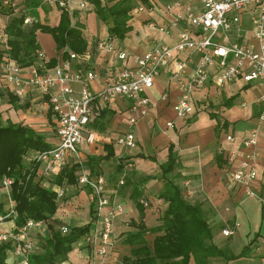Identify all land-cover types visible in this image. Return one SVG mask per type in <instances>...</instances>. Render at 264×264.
I'll list each match as a JSON object with an SVG mask.
<instances>
[{"label":"crops","instance_id":"crops-1","mask_svg":"<svg viewBox=\"0 0 264 264\" xmlns=\"http://www.w3.org/2000/svg\"><path fill=\"white\" fill-rule=\"evenodd\" d=\"M2 1L4 11L0 10V55H4L6 48L5 28L8 22L15 15L26 11V0ZM80 1L89 2L90 7L80 8L78 4ZM175 1L149 0L148 6L139 2L133 9L129 22L132 30L124 40L115 39L117 45L125 51L139 55L150 50L155 39L161 35L151 30L148 23L151 21L158 24L164 23L170 17L166 5ZM183 1L201 5L200 0ZM141 5L146 6L147 9L139 12L138 7ZM9 7L12 12H8ZM41 7L49 13V22L56 25L60 16L59 5H51L46 0H42ZM70 9L71 20L74 24L81 25L88 43L87 51L91 52L89 67L98 75L92 81L91 88L99 90L103 87L105 78L115 73L122 64L111 54L99 51L96 47L99 39L109 36L108 30L112 22L102 21L90 0H70ZM92 11L105 29L106 35L103 38H88L85 33L87 14ZM27 20L32 21L33 18L29 17ZM244 20L251 30L248 17H244ZM48 35L53 40V52L45 43V36ZM37 39L39 48L46 52L49 59L54 57L58 59L60 53H57V45L51 34L38 32ZM164 40L170 44L174 43L176 31L170 36H164ZM2 58L0 56V115L3 123L6 125L12 122L29 126L44 136H49L51 140L47 141L50 143H57L55 114L52 113L51 121L48 119V111L51 110L49 102L38 90L29 91L24 98H19L4 78ZM196 62L197 57L189 65L190 72L194 69ZM172 69L173 65L164 68L156 77L154 86L144 91V95L150 99L153 106H149L148 114L134 125L130 123L133 104L130 99L118 96L110 102L97 101L98 110L88 127L95 133L96 141L93 144L84 145L80 151L84 167L92 177L105 175L109 180L106 193L117 194L118 200L126 205L125 213L116 220L117 235L134 229L130 226L131 223L139 221L141 216L149 227L158 226L160 223L155 218H158L165 209V201L160 198V195L169 186V181H172L180 188L188 202L201 207L203 216L212 228L214 242L230 257L238 256L231 260L212 258L210 264H264V119L262 118L264 81L245 83L242 80H235L218 87L212 73L206 88L196 90L192 95L195 112L191 116L181 118L177 116L173 108L180 97V90L178 85L170 80ZM164 94H167L166 99H162ZM38 105L47 123L46 127L40 129L35 127V123L41 118L40 113L36 112L39 111ZM170 122L174 123L172 127L168 125ZM255 129H259L258 174L251 184L256 196H249L244 185L234 181L233 173L249 152L243 144V139ZM129 131L135 134L137 145L131 150H126L120 145L117 146L115 140ZM228 135H231L233 139L229 140ZM109 152L113 155L106 157ZM92 156L105 157L93 171L86 165ZM171 158L175 159V164L169 172H166L165 167ZM72 163L74 162H70ZM121 163L124 166L129 164L130 167L128 166L125 184L117 186V180L123 171L119 168ZM60 171L46 183L47 186L56 189L60 187L65 189L64 200L62 199L59 203L56 217L63 222L62 218L70 217L73 212L74 215L71 218L75 219L74 226H84L85 219L89 216L88 220L92 222L93 228L94 219L90 214L94 198L92 189L79 183L56 185L53 180ZM66 198L67 202L64 203ZM6 199L0 186V203H5L0 214L8 209ZM142 200L147 201L148 206H145ZM138 202L144 206L143 211L137 205ZM69 203H75L78 208ZM79 207H83L87 212L84 214L85 217L83 216V223L77 222L80 218ZM236 223H239L237 228H235ZM227 228H235V233L232 236H225L223 230ZM0 230L17 232L15 221L6 219L0 223ZM33 232L32 236L35 238V230ZM80 242L84 243V240ZM82 243H78L79 249H73L69 253L66 260L69 264L87 263L88 251ZM248 245L249 252L239 257ZM36 249L37 243L33 252ZM130 252L131 246L122 244L121 238H118L113 252L116 254L114 258L116 260L111 263L123 264L124 256L129 255ZM10 255L15 257L16 262L9 258V264H22L13 250Z\"/></svg>","mask_w":264,"mask_h":264},{"label":"built area","instance_id":"built-area-1","mask_svg":"<svg viewBox=\"0 0 264 264\" xmlns=\"http://www.w3.org/2000/svg\"><path fill=\"white\" fill-rule=\"evenodd\" d=\"M46 2L59 5L71 13L70 0ZM200 3L197 6L176 0L166 5L170 17L162 24L153 21L148 23V27L161 36L142 55L123 50L114 38L99 39L97 49L111 54L122 63L115 73L105 78L103 87L99 90L91 88L92 81L98 75L89 67L90 51L79 55L69 50L67 58L62 51L54 67L49 66L50 59L40 48L35 51L34 62L29 67H21L11 57H7L2 63L4 78L19 98H24L29 91L38 90L49 102L56 116L57 143L52 148L36 151L29 156L30 162L38 165L37 173L42 183L46 185L58 171L70 162H76L79 164L78 183L89 186L94 193V226L83 238L88 251L86 264H108L110 253L118 243L116 220L126 211V205L118 200L117 194L106 193L108 178L105 175L90 176L80 156L84 145L96 141L95 133L88 127L98 110L97 101L110 102L118 96L130 99L133 102L130 123L134 125L148 114L149 106L152 105L144 91L152 88L156 77L170 65H173L170 80L180 90V97L173 108L181 118L195 112L192 95L196 90L206 88L212 73L218 87L235 80L245 83L264 81V0H200ZM78 4L82 9L90 7L87 1H80ZM146 9L144 5L138 7L139 12ZM246 16L251 30L245 23ZM174 31L175 42L167 43L164 36H170ZM195 57L197 62L190 72L189 65ZM166 98L167 94H164L162 99ZM262 118L264 119V113ZM173 124L168 123L171 127ZM258 135L259 129H255L243 139L249 152L233 173L234 181L244 185L249 196H256L251 184L258 174ZM227 138L233 139L231 135ZM115 143L126 150L137 145L132 131L117 137ZM128 166L130 167L129 164L123 166L117 186L125 184ZM11 184L12 181L7 176L1 181V188L8 200L9 214H0V223L15 214L10 195ZM64 196L65 189L57 188L58 200L61 201ZM141 202L148 206L147 201ZM238 226L239 223H236L235 228ZM235 228L224 229L223 234L232 236ZM34 230L36 237L49 236L45 220H29L17 232L0 230V244L13 241L14 254L21 259L22 264H30L29 257L37 242V238L32 236ZM60 230L64 234L70 231L67 225H62ZM60 264L69 263L64 261Z\"/></svg>","mask_w":264,"mask_h":264},{"label":"trees","instance_id":"trees-1","mask_svg":"<svg viewBox=\"0 0 264 264\" xmlns=\"http://www.w3.org/2000/svg\"><path fill=\"white\" fill-rule=\"evenodd\" d=\"M95 11L104 22H112L109 26V36L124 40L132 30L129 24L133 9L139 2L148 6L149 0H90ZM42 0H26L25 12L10 19L5 34L6 48L2 62L11 57L21 67H29L34 62L35 51L40 47L37 33H49L53 36L57 53L67 58L68 52L73 51L83 55L87 51L88 43L84 37L81 25L74 24L68 11L60 8L59 21L52 25L48 12L41 7ZM3 1L0 0V10H3ZM8 12H12L9 7ZM32 17V21L27 18ZM58 59L49 60V66L54 67ZM52 110L48 111L51 121ZM53 144L35 129L22 124H4L0 115V186L4 177L12 181L10 195L14 203V215L7 220H14L16 229L27 224L29 220H45L48 223L50 234L47 238H37V249L32 252L30 264H60L68 259L69 253L74 249L92 229V222L84 226H72L69 233L60 230L66 225L56 218L59 209L57 189L42 183L38 176V165L30 162L29 156L36 151L52 148ZM113 155L112 152L106 156ZM105 157L92 156L86 162L87 167L93 171ZM175 164L171 158L165 171L169 172ZM124 164L121 163L120 169ZM79 164L74 162L65 166L56 178V185L78 184L77 170ZM165 201V209L158 217L159 225L149 227L144 217L131 223L134 229L121 232L118 238L121 243L131 246L129 255H125L123 264H210L212 258L231 260L237 257L227 254L213 240V231L203 216L199 205L188 202L182 195L180 188L169 181V186L160 195ZM64 199V198H63ZM7 200V199H6ZM67 200V198L65 199ZM8 202V200H7ZM5 203H0V210ZM141 211L145 208L139 202ZM2 215L7 216L9 209ZM91 217L95 218V196L91 203ZM59 225V227L57 226ZM14 249V242L8 241L0 244V264H9L10 252ZM246 246L241 255L249 252Z\"/></svg>","mask_w":264,"mask_h":264},{"label":"rangeland","instance_id":"rangeland-1","mask_svg":"<svg viewBox=\"0 0 264 264\" xmlns=\"http://www.w3.org/2000/svg\"><path fill=\"white\" fill-rule=\"evenodd\" d=\"M100 25V22L98 20V18L96 17V14L92 11V12H88L87 14V22H86V25H85V33L87 35L88 38H92V37H99V38H103L105 35H106V32H105V29L104 27ZM45 43L48 44L51 48V52H53V48H54V44H53V40H52V37L50 35L48 36H45ZM38 104V103H37ZM37 108L39 109V111L37 110L36 112H39L40 113V117L39 118V121L35 123V127L37 128H44L47 126V123H46V119H44V115H43V112H42V109L40 108V105L37 106ZM39 115V114H38ZM47 136V135H45ZM47 140H51V138L49 136L46 137ZM119 146V145H117ZM64 200V199H63ZM62 201V200H61ZM64 203L67 202L66 200L63 201ZM70 202V201H69ZM60 203V202H59ZM69 204H72V203H69ZM75 208H78L76 207L75 203L72 204ZM80 208V214H79V217L78 218L79 220H77L78 223H83L84 222V219H83V216L84 214H87L86 210H84L83 207H79ZM64 212V211H63ZM74 215L73 212H71V216ZM71 216L69 217H64L62 218V221L66 223V225L71 228L72 226L76 225V222L74 221L75 219H72ZM85 217V216H84ZM58 218V217H56ZM89 216L87 217V219H85V222L86 224L89 223V220H88ZM128 219V218H127ZM156 221H159L158 218H155ZM59 227V225H57ZM131 227H133L132 225H130ZM50 234V232H49ZM35 239H36V234H35ZM79 243H82V242H79ZM81 245V244H80ZM82 245H84V243H82ZM80 246L77 244H75L74 246V249H79ZM115 250H113L111 253H110V256L108 258V264H110L111 262L115 261L116 259H114L116 257V254L113 253ZM14 256L12 255H9V258L10 260L14 259V261L16 262L15 260V257L13 258ZM112 260V261H111ZM76 261V260H75ZM82 261V259H81ZM112 264V263H111Z\"/></svg>","mask_w":264,"mask_h":264}]
</instances>
